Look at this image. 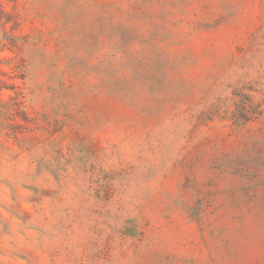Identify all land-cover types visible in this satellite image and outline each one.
Here are the masks:
<instances>
[{
    "label": "rangeland",
    "instance_id": "obj_1",
    "mask_svg": "<svg viewBox=\"0 0 264 264\" xmlns=\"http://www.w3.org/2000/svg\"><path fill=\"white\" fill-rule=\"evenodd\" d=\"M0 264H264V0H0Z\"/></svg>",
    "mask_w": 264,
    "mask_h": 264
},
{
    "label": "trees",
    "instance_id": "obj_2",
    "mask_svg": "<svg viewBox=\"0 0 264 264\" xmlns=\"http://www.w3.org/2000/svg\"><path fill=\"white\" fill-rule=\"evenodd\" d=\"M241 97H242V102H241V107L242 108L240 109L239 117L235 116L238 121L247 122V121L252 120L254 118L253 116L256 113H258V115H260L259 112H254L253 111V110H256V109H254L252 107V103L250 102L249 99H247L244 96H241ZM239 98H240V96H239ZM239 108H240V106H239Z\"/></svg>",
    "mask_w": 264,
    "mask_h": 264
}]
</instances>
